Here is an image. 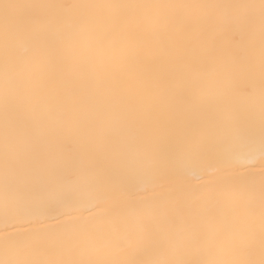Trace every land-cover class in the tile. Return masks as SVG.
I'll list each match as a JSON object with an SVG mask.
<instances>
[{
  "label": "snow or ice",
  "instance_id": "snow-or-ice-1",
  "mask_svg": "<svg viewBox=\"0 0 264 264\" xmlns=\"http://www.w3.org/2000/svg\"><path fill=\"white\" fill-rule=\"evenodd\" d=\"M0 264H264V0H0Z\"/></svg>",
  "mask_w": 264,
  "mask_h": 264
}]
</instances>
